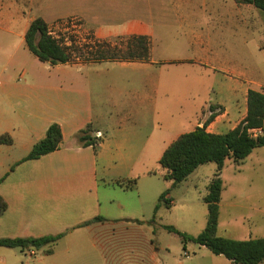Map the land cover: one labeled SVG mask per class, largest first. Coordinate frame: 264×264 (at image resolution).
Returning <instances> with one entry per match:
<instances>
[{"label":"crops","instance_id":"0c3cea01","mask_svg":"<svg viewBox=\"0 0 264 264\" xmlns=\"http://www.w3.org/2000/svg\"><path fill=\"white\" fill-rule=\"evenodd\" d=\"M37 2L0 0V137L11 140L0 144V198L6 204L0 240L60 238L39 249L0 247V264H165L160 250L167 246L150 248L153 231L120 235L115 228L134 220L148 227V208L171 185L164 170L157 176L152 169L172 142L201 128L211 114L207 133L232 130L246 116L248 90L264 93V77L230 70L215 77L218 70L212 67L243 65L247 45L261 52L264 15L233 0ZM35 18L55 38L146 37L148 60L50 66L25 46ZM214 45L220 55L213 53ZM42 64L62 68L63 77H35L33 70ZM212 96L218 99L213 102ZM52 124L61 131L59 149L23 161ZM87 128L94 145L82 146L75 137ZM96 132L100 140L93 139ZM257 150L246 159L257 161ZM132 179V189L114 185ZM165 199L178 204L169 193ZM125 241L134 245L120 244ZM215 258L211 264H232Z\"/></svg>","mask_w":264,"mask_h":264},{"label":"trees","instance_id":"16d2710c","mask_svg":"<svg viewBox=\"0 0 264 264\" xmlns=\"http://www.w3.org/2000/svg\"><path fill=\"white\" fill-rule=\"evenodd\" d=\"M236 4L252 5L257 11L264 15V0H233ZM27 50L40 62L50 66L75 63L73 53H79L80 49L65 40L55 38L47 24L41 18H35L29 24L24 35ZM131 45L126 52L118 55V51L101 53H89L82 62L101 61H147L149 43L146 37L132 38ZM76 44V43H75ZM81 46V45H78ZM246 116L232 130L224 134H211L205 131V127L214 119L211 114L201 128L180 135L172 142L161 155L158 164L165 171L163 179L171 183L170 188L163 193L158 203L170 206L165 196L169 190L184 182L199 166L214 163L216 171L207 186V194L203 202L207 208V220L203 231L195 236L189 237L181 234L172 227H165L169 233L179 236L183 248L187 242L204 247L214 256H221L232 264H264V238L248 240H232L216 236L219 215V201L222 183L219 178L225 160L241 162L245 160L253 150L264 148V134L253 136L250 131L260 130L264 132V93L248 90L246 96ZM215 109V107H210ZM88 128L77 135L76 141L82 146L94 145V141L87 136ZM61 142V131L58 125L52 124L48 127L45 136L38 143L34 144L30 152L23 158V161L39 159L59 149ZM11 140L0 137V144H10ZM136 179H132L122 185L119 181L115 186L124 189H132ZM154 207V215L159 204ZM6 209L5 202L0 198V215ZM103 221L102 218L94 219ZM88 224V223H87ZM60 236L43 237L37 239H14L0 240V247L39 249L47 245H53Z\"/></svg>","mask_w":264,"mask_h":264},{"label":"rangeland","instance_id":"374dc122","mask_svg":"<svg viewBox=\"0 0 264 264\" xmlns=\"http://www.w3.org/2000/svg\"><path fill=\"white\" fill-rule=\"evenodd\" d=\"M43 2L44 0H38L37 5L39 6ZM35 12L38 13L39 11ZM200 26L205 30L206 25L204 21ZM214 35H216V32ZM58 38L65 40L67 44L71 42L73 47L77 45L76 47L80 49L81 54L73 53V60L75 62L84 61L83 59L89 53H95L96 51H101V53L103 51L106 53L118 51V55H121V52H126L128 46L132 44V39L112 42H87L79 41L76 38ZM218 39V44H220L221 34H219ZM212 50L214 54H221V48L216 45H214ZM212 67L218 70L215 77H223L222 72L225 70L234 71L242 77H264V49L261 52H256L247 45L246 61L243 65L226 67L213 63ZM33 74L35 77H63V70L62 68L59 71L56 69L52 70L47 65L42 64L41 66H36ZM231 74L233 73L231 72ZM17 75L15 77H18ZM216 79L218 84H220V78ZM217 99L212 96L211 101L215 102L214 100ZM221 131L223 132L224 129ZM257 149L258 152H255V154L258 153L257 161L253 160L252 156L251 159L248 158L237 163L232 160H225L223 164L219 175L222 189L216 232L217 237L232 240L264 238V149ZM202 166L187 182H182L179 186L169 190V194L176 198L178 204L166 206L164 203H161L155 215L154 208L150 205L147 211L148 227H145L149 229L147 232L145 228H141L138 225L140 221L137 220L118 224L115 228L116 232L120 235L141 236L153 231L155 238L150 242V248L157 249V245L160 244L167 246V250H160L161 256L166 257L167 261H165V264H174L176 260L182 261L183 264H211V262L216 261L215 256H210L208 252L201 250L197 244L187 242L185 248H183L179 236L169 233L165 229V227H172L181 234L195 237L205 228L207 208L203 202V198L207 193V180L213 177L216 166L214 163ZM152 170L157 176L162 172L158 164ZM120 244H125L126 246L134 245L131 241H125ZM185 252L188 258L184 257Z\"/></svg>","mask_w":264,"mask_h":264},{"label":"built area","instance_id":"2783aa9c","mask_svg":"<svg viewBox=\"0 0 264 264\" xmlns=\"http://www.w3.org/2000/svg\"><path fill=\"white\" fill-rule=\"evenodd\" d=\"M250 133H251L253 136H257V135H261V134H262V132H261L260 130H252V131H250ZM101 138H102V135H101L100 132H96V133L94 134V138H93V139H95V140H100ZM184 256L187 257V256H188L187 253H184Z\"/></svg>","mask_w":264,"mask_h":264}]
</instances>
